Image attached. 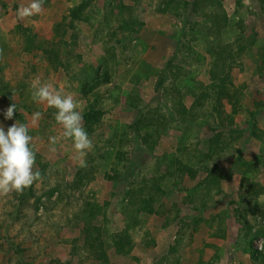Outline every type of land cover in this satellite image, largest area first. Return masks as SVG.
Listing matches in <instances>:
<instances>
[{
    "label": "rangeland",
    "instance_id": "374dc122",
    "mask_svg": "<svg viewBox=\"0 0 264 264\" xmlns=\"http://www.w3.org/2000/svg\"><path fill=\"white\" fill-rule=\"evenodd\" d=\"M121 1L45 0L21 20L30 0H0V125L28 124L48 168L36 162L42 182L0 197V264L103 263L75 241L93 195L108 246L122 222L133 233L114 264H264V0H209L227 18L209 38L194 0H130L131 14ZM37 75L81 103L87 167L71 141L49 151L62 128L31 99ZM232 81L237 106L220 94Z\"/></svg>",
    "mask_w": 264,
    "mask_h": 264
},
{
    "label": "clouds",
    "instance_id": "9594fccd",
    "mask_svg": "<svg viewBox=\"0 0 264 264\" xmlns=\"http://www.w3.org/2000/svg\"><path fill=\"white\" fill-rule=\"evenodd\" d=\"M44 3L45 0H30L28 4H22L17 17L24 20L41 15ZM30 90L33 102L55 109L54 119L62 128L59 135L49 136V151L55 153L58 144L71 141L74 149L72 159L79 167H87L86 157L93 150L94 144L83 125L81 103L72 94L65 92V85L58 86L51 81L42 80L39 75L32 79ZM16 111V105L11 104L4 112V118L12 120ZM41 115L36 112L32 123ZM38 151L28 124L16 120L6 131L0 125V197H8L12 193L22 194L37 182H42L43 175L36 168ZM259 249L264 251V242H259Z\"/></svg>",
    "mask_w": 264,
    "mask_h": 264
},
{
    "label": "trees",
    "instance_id": "16d2710c",
    "mask_svg": "<svg viewBox=\"0 0 264 264\" xmlns=\"http://www.w3.org/2000/svg\"><path fill=\"white\" fill-rule=\"evenodd\" d=\"M120 3V2H119ZM217 3V2H215ZM122 8L128 13L133 12V3L130 0H122L121 1ZM193 4V10L192 14L195 17V26L199 25L200 29H203V26L206 24H209L210 26L206 27L207 29V34L206 38H209L210 36H220L223 35L224 27H225V19L227 22V18H221L220 16V10L217 9L218 7L214 6L213 4H209V0H194L192 2ZM74 15L76 16V11L73 12ZM132 16V18L127 19V23L130 27L135 28L136 25V20ZM210 53V52H209ZM232 68V75L231 77L233 79H236V75H238V71L236 70L235 65L231 67ZM217 82L214 80V84L211 85V88L215 90V94L218 96V90H217ZM233 81L230 83L229 87H222L224 90L221 88V95L223 94L226 98H228L230 101L232 98L234 99V105L237 106L240 101H241V95L235 93L237 91V87ZM235 87V88H234ZM201 89V88H200ZM233 93V94H231ZM239 111L235 107L234 108V115H238ZM233 115V113H232ZM233 121V120H232ZM251 133L253 137H257L255 133V129H251ZM171 160L172 158L169 157ZM42 163L41 168L44 169V176L46 171H47V164L43 159H39L36 157V162L38 164ZM45 162V163H44ZM56 193V190H50L49 192H45L43 196H48L50 199H52L53 195ZM145 204V203H144ZM148 205V210H151L152 203L150 204H145V206ZM103 204L100 203L98 198H96L94 195L92 198L89 199L88 202H86V210H85V216H86V225L83 227L81 236L76 237L75 241H78L79 243L83 240L85 246H90L91 251L93 253L92 258H97L99 261L100 259L104 260V262H98L97 264H114V259L118 256L120 257H125L126 254L131 252L134 248V240H133V233L130 231L129 227L125 226V224L122 222L121 225L122 227H116V230L114 232V235L112 237V241L109 244H106L104 241V237L102 236L104 234L103 232V226L101 224L102 221V213L101 209H103ZM98 220V221H97ZM21 252H25V248L21 245H19L18 249ZM100 258V259H99Z\"/></svg>",
    "mask_w": 264,
    "mask_h": 264
}]
</instances>
